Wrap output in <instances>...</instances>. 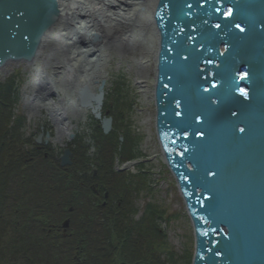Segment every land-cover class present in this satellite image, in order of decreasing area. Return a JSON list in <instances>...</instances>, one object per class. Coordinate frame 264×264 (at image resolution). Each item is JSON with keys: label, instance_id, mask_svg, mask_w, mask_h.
<instances>
[{"label": "water", "instance_id": "water-1", "mask_svg": "<svg viewBox=\"0 0 264 264\" xmlns=\"http://www.w3.org/2000/svg\"><path fill=\"white\" fill-rule=\"evenodd\" d=\"M141 1L137 12L149 10L153 35L139 21L135 28L154 46L155 126L193 228L192 264H264V0ZM108 4L130 26L121 6ZM59 16L58 0H0V69L33 63ZM91 81L96 88L70 90L72 104L90 109L109 133L106 79ZM72 154L67 146L63 166Z\"/></svg>", "mask_w": 264, "mask_h": 264}, {"label": "trees", "instance_id": "trees-1", "mask_svg": "<svg viewBox=\"0 0 264 264\" xmlns=\"http://www.w3.org/2000/svg\"><path fill=\"white\" fill-rule=\"evenodd\" d=\"M17 87L15 76L0 82V264L192 260L188 251L181 256L169 249L167 232L160 224L169 217L160 205L148 202L140 219L132 217L138 210L137 198L142 191L150 192L151 181L145 163L139 172L116 167L117 159L124 163L142 154L129 124L131 100L119 93L114 103L105 102L104 110L110 108L114 118L109 134L93 116L91 140L97 156L89 155L90 142L78 135L69 144L73 163L62 166L51 143L39 147L24 131L27 118L16 111ZM128 139L136 141V148L126 149ZM67 218L70 226L65 233Z\"/></svg>", "mask_w": 264, "mask_h": 264}, {"label": "rangeland", "instance_id": "rangeland-1", "mask_svg": "<svg viewBox=\"0 0 264 264\" xmlns=\"http://www.w3.org/2000/svg\"><path fill=\"white\" fill-rule=\"evenodd\" d=\"M93 1L95 0L84 2L89 4ZM114 3L122 8L126 7V5H123L126 0H114ZM147 6L149 9V4ZM147 12L144 14L137 12L136 16H138L141 26L147 32H151L149 26L150 15ZM77 15L80 16V14ZM63 23L64 25L65 23L69 24L70 21L64 19ZM137 29L136 26V33H134L138 36L131 37L130 35L129 43L122 42L114 34L104 35L103 33L99 41H93V36L86 39L79 33L75 36V43L68 46L66 42L64 43L59 30L55 28L49 33V37L44 39L47 41L42 42L41 54L36 57L33 63L11 62L8 64V73L0 77V82H5L13 76L16 77L18 82L16 111L24 114L27 118L24 131L29 136L36 135L41 130V126H44V130H49L52 135L49 142L61 154V150L66 147L63 144H66L67 137L64 140H58L59 127L70 121L72 123L71 132H74L75 136L82 135L86 140L91 141L92 150L89 151V155L95 157L98 150H96L94 142L91 140L95 127L93 115L89 109L72 105L73 95L69 90L74 89L80 79L90 74V72H86L88 68L94 69L92 68L93 61L91 59L104 57L103 61L95 63L97 66L95 72L107 74V78H104L106 79L105 102L114 103L116 98L119 97V93L132 101V109L127 111L129 124L131 132L138 138V150L142 152L139 158L128 162L121 163L117 159L116 167L118 170H124L122 167H126L133 172H139L144 170L140 164L145 163L146 167L144 168L148 171L147 177L148 173L150 174L148 179L150 178L151 181V190L149 193L147 191L141 192L136 200L138 210L133 213L132 217L140 219L148 202L160 205L169 217L168 222H166L167 220H160V224H163L162 227L167 232L166 241L169 249L181 256L187 251L193 254L194 237L191 221L186 212L175 177L164 161L156 132L153 95L155 76L154 46L150 47V51L146 44L141 41ZM87 40L90 41L87 42ZM150 43L151 41L148 44ZM90 44V50L84 52L82 57V50ZM100 46H102V50H98ZM96 49L97 51L93 52ZM71 56L75 58L82 57L78 58L77 62L73 60L75 62L74 70L68 68ZM78 60L81 61L80 64ZM87 61L89 62L87 63ZM85 62L86 70L83 66ZM38 66L39 69L37 70ZM60 66H63L64 69L61 70ZM137 78L145 80V83H139ZM51 86L53 88H50ZM49 101H53V104ZM32 110H36L34 116L31 115ZM53 115L56 123L52 121L53 117L51 116ZM119 131H122L121 128ZM136 146L135 140L128 139L126 141V149H129V147L134 149ZM93 148H95L94 153H92ZM68 219L70 220V218ZM178 261H180V264H191V259L186 262L184 257Z\"/></svg>", "mask_w": 264, "mask_h": 264}, {"label": "bare ground", "instance_id": "bare-ground-1", "mask_svg": "<svg viewBox=\"0 0 264 264\" xmlns=\"http://www.w3.org/2000/svg\"><path fill=\"white\" fill-rule=\"evenodd\" d=\"M58 1H59V12H60L59 20L54 24V27L48 31L47 35L45 36L46 39L49 37V33L51 32V30H53L55 28H57V30H59L60 35L63 37L62 39H63L64 43L66 42V44L68 46L75 43V41H76V40H74L75 36L78 35L79 33L82 34L86 39H89V37L91 36L90 34L93 31H96L101 35L103 33L105 34V30H104L105 28L111 29V31L113 32L112 34H114L115 37H117V38H119L118 36H122V37L128 36L126 41L125 40L123 41L119 38L124 43H129V39H130L129 36L130 35H131V37L132 36H138L135 34L136 33L135 22L138 20V17H135V19H133V17H134V14L139 10L140 6L143 4V2L141 0H131V1L126 0V3L123 4V5H126V7H124V8L118 7V9H120V12L122 10L121 13H124L127 16H130L129 19H131V21L133 20L130 23V26H129V24H127L128 21L126 24H123L124 20H123L122 16H120L119 14H114V10L110 9V6L107 3V1L113 3L114 0H100V1L95 0L89 4H85L84 1L90 2V0H58ZM146 4L150 5V2H147ZM99 6H101L103 8V10ZM105 8H107V9H105ZM97 10H98V12H97ZM77 14H80V16H78ZM113 14L116 15L117 17H120V18L112 16ZM64 19H66L67 21H70V23L69 24L65 23V25H64V23H63ZM116 19H118V20H116ZM137 27L140 30L141 26L139 23H138ZM147 34H148V32H147ZM149 35L150 34H148V36ZM43 41H47V40H43ZM89 41L90 40H87V42H89ZM89 48H91V44L87 45L86 48L82 50V57H83L84 52L90 50ZM40 50L38 52L37 57H39L41 54ZM98 50H102V46H100V48ZM149 50L151 51V48H149ZM96 51H97V49L94 50L93 52H96ZM82 57L80 56L78 58H82ZM47 58H45V59H47ZM78 58L77 57L75 58L72 56L70 57L69 67L72 70H74L73 68L75 67V62H73V60H76V62H77ZM103 59H104V57H99V58L95 57V58L91 59V61H93V67L92 68H94V69L88 68L86 70V62H85V64H83V66H84L86 72H90V74L86 78L84 76L82 79H80V81L78 83H81V84L88 83L94 89V88H96L97 85H95V83L91 80L94 79V81H96V80L101 81L103 78H107L106 73L95 72V67H97L95 63L103 61ZM80 62L81 61L78 60L79 64H80ZM88 62L89 61H87V63ZM8 69H9V65H6L3 68H1L0 69V77L7 74ZM38 69H39V66L37 67V70ZM60 69L63 70L64 69L63 66H60ZM92 73L94 75L93 77H92ZM137 80L141 84L145 83V80H141V78H137ZM50 88H53V87L51 86ZM71 93H72V91H71ZM74 97H75V93H74L73 98ZM73 98H72V100H73ZM50 103L53 104V101ZM46 104H49V103H46ZM35 111L36 110H32V112H31L32 116H34ZM53 117H55V116L53 115ZM70 126L71 125H66V126L62 125L61 127H59L58 140H64L65 139L66 132L70 129Z\"/></svg>", "mask_w": 264, "mask_h": 264}, {"label": "snow or ice", "instance_id": "snow-or-ice-1", "mask_svg": "<svg viewBox=\"0 0 264 264\" xmlns=\"http://www.w3.org/2000/svg\"><path fill=\"white\" fill-rule=\"evenodd\" d=\"M237 27H239V25H237ZM244 75H246V73H245ZM241 93H242L243 95H247V93H246L243 89L241 90Z\"/></svg>", "mask_w": 264, "mask_h": 264}, {"label": "flooded vegetation", "instance_id": "flooded-vegetation-1", "mask_svg": "<svg viewBox=\"0 0 264 264\" xmlns=\"http://www.w3.org/2000/svg\"><path fill=\"white\" fill-rule=\"evenodd\" d=\"M43 143H44V142H43ZM43 143H40V144H37V145L41 147V146H43Z\"/></svg>", "mask_w": 264, "mask_h": 264}]
</instances>
